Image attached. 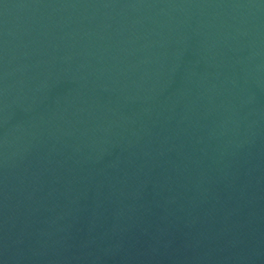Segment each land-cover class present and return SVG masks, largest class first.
Returning a JSON list of instances; mask_svg holds the SVG:
<instances>
[{
	"label": "water",
	"instance_id": "obj_1",
	"mask_svg": "<svg viewBox=\"0 0 264 264\" xmlns=\"http://www.w3.org/2000/svg\"><path fill=\"white\" fill-rule=\"evenodd\" d=\"M0 264H264V0H0Z\"/></svg>",
	"mask_w": 264,
	"mask_h": 264
}]
</instances>
